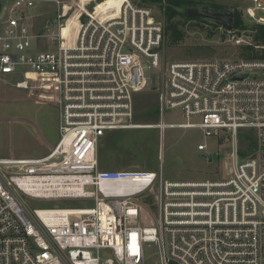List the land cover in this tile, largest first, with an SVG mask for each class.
Segmentation results:
<instances>
[{"label": "built area", "instance_id": "2783aa9c", "mask_svg": "<svg viewBox=\"0 0 264 264\" xmlns=\"http://www.w3.org/2000/svg\"><path fill=\"white\" fill-rule=\"evenodd\" d=\"M42 1L57 8L45 33L27 24L34 0L0 7V79L20 71L50 77L59 134L43 157H0V264H264V60L167 63L164 24L132 0L98 14L104 0ZM79 6L77 25L62 36ZM243 14L264 25V1L251 0ZM240 31L227 34L249 43ZM152 72L159 73V121L151 125L160 136L159 171H100L101 139L139 126L134 100L153 90ZM166 112L182 122L166 124ZM166 129L199 132L195 150L206 162L208 141H226L225 177L163 179ZM243 132L251 134L244 155ZM147 194L156 215L142 204ZM32 202L79 206L36 209Z\"/></svg>", "mask_w": 264, "mask_h": 264}, {"label": "rangeland", "instance_id": "374dc122", "mask_svg": "<svg viewBox=\"0 0 264 264\" xmlns=\"http://www.w3.org/2000/svg\"><path fill=\"white\" fill-rule=\"evenodd\" d=\"M6 0H3L5 2ZM35 7L28 15L27 24L34 33H45L46 22L52 23L55 19L57 8L51 2L34 0ZM67 6L74 5L76 0H59ZM84 3L85 0H80ZM105 1V0H104ZM103 3H97L102 7ZM138 7L152 10L157 21L164 24V61H241L247 60L243 55L244 47H252L258 59L264 60V44L254 42L255 24L244 18L243 11L251 0H189L204 2L210 6L216 5L232 10L241 15L246 30H241L238 35L249 43L236 44L231 36L220 28L200 23L196 20H187L181 16L172 19L171 29L175 28L182 34V39L173 42L170 32H166L169 24L166 23L165 8L158 6H144L132 0ZM264 1V0H263ZM165 1L162 2L163 5ZM167 3V2H166ZM96 4V5H97ZM95 5L90 4L87 9ZM96 7V13L100 7ZM200 6V5H199ZM75 8V7H74ZM73 8V9H74ZM80 6L77 7V11ZM75 12V13H76ZM72 13V14H75ZM71 14V15H72ZM41 48H47L45 44ZM152 89L137 94L134 100V125H154L159 121L158 90L155 81L158 72H152ZM27 80L31 87L23 90L15 87V83ZM51 81L48 76H39L29 71H20L16 75L0 79V157H30L38 155L46 149L48 144L56 143L58 139L57 118V88L46 85ZM156 84V85H155ZM41 86V87H36ZM166 124H179L182 121L175 113L166 112ZM248 139L251 134L241 133L239 149L244 155L247 150ZM202 141V136L197 131L166 129L163 136V170L162 177L172 181H200L219 180L227 172L226 156L229 152L228 143L209 140L208 150L213 154L212 160L202 158L196 152L195 146ZM160 145L159 131L156 129H134L107 133L98 146V165L100 171L110 172H158V153ZM142 204L151 213L156 215L154 196L147 194L141 199ZM33 208H54L79 206L76 202L69 203H43L32 202ZM151 262L155 261L154 251L149 253Z\"/></svg>", "mask_w": 264, "mask_h": 264}, {"label": "trees", "instance_id": "16d2710c", "mask_svg": "<svg viewBox=\"0 0 264 264\" xmlns=\"http://www.w3.org/2000/svg\"><path fill=\"white\" fill-rule=\"evenodd\" d=\"M135 1H137L140 5H144V6H150V5L151 6H160L163 1H165L171 5L181 7V8H189V7L204 5V2H202V1L197 3V2L189 1V0H135ZM212 7L216 11L224 9V7L216 6V5H212ZM176 16H181L187 20H196V19L186 18L183 15H180V14L174 12L170 8H165L166 23L169 24L168 28L166 25V32L171 30L169 36H170V39L173 40V42L179 41L183 38L182 34L179 31H177L175 28L171 29V26H170L172 19ZM196 21L200 22L199 20H196ZM200 23H202V22H200ZM213 28H215V26H213ZM233 29H238V30H246L247 29V27L243 23L241 15L238 14L237 12H234ZM251 30L255 32L253 39H254V42L256 43V45L257 44H264V25H255L254 27H252ZM242 55H243L242 57H244L247 60L258 59V57H259V56H257V53L254 51V49L252 47H244Z\"/></svg>", "mask_w": 264, "mask_h": 264}, {"label": "water", "instance_id": "95a60500", "mask_svg": "<svg viewBox=\"0 0 264 264\" xmlns=\"http://www.w3.org/2000/svg\"><path fill=\"white\" fill-rule=\"evenodd\" d=\"M1 1L2 0H0V7ZM158 7L170 8L174 12L183 15L186 18L199 20L202 23L215 26L217 28L225 30L226 32H231L233 29L234 12L229 9L216 11L212 6L208 4L189 8H181L166 2ZM206 159L207 161H210L211 156L207 154Z\"/></svg>", "mask_w": 264, "mask_h": 264}, {"label": "bare ground", "instance_id": "6f19581e", "mask_svg": "<svg viewBox=\"0 0 264 264\" xmlns=\"http://www.w3.org/2000/svg\"><path fill=\"white\" fill-rule=\"evenodd\" d=\"M122 1L123 0H105L102 7L99 6L101 3L99 5L97 4L96 6L97 7L99 6L100 11H102V10H106V8L117 7L120 4V2H122ZM80 10H78V12H76L75 14H72L68 17L67 22H66V26L63 27L62 31H61L62 36H67V34L70 32V30L73 29L77 25L76 17L78 15V13L80 12ZM100 11L98 13H100ZM145 126H147V125H145ZM134 129H154V127H152L151 125L147 126V127H142V125H139V126L134 127ZM135 180H137V179H135Z\"/></svg>", "mask_w": 264, "mask_h": 264}, {"label": "crops", "instance_id": "0c3cea01", "mask_svg": "<svg viewBox=\"0 0 264 264\" xmlns=\"http://www.w3.org/2000/svg\"><path fill=\"white\" fill-rule=\"evenodd\" d=\"M55 143L53 144H48L46 149L42 150L41 152L38 153V155L35 156H30V157H12V158H40L43 157L44 155H46L53 147H54Z\"/></svg>", "mask_w": 264, "mask_h": 264}]
</instances>
